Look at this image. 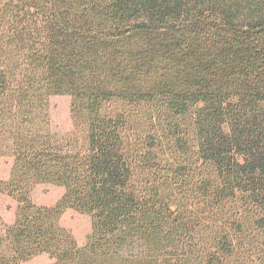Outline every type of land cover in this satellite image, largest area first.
<instances>
[{
	"label": "trees",
	"instance_id": "1",
	"mask_svg": "<svg viewBox=\"0 0 264 264\" xmlns=\"http://www.w3.org/2000/svg\"><path fill=\"white\" fill-rule=\"evenodd\" d=\"M0 145V264H264V0H0Z\"/></svg>",
	"mask_w": 264,
	"mask_h": 264
},
{
	"label": "rangeland",
	"instance_id": "2",
	"mask_svg": "<svg viewBox=\"0 0 264 264\" xmlns=\"http://www.w3.org/2000/svg\"><path fill=\"white\" fill-rule=\"evenodd\" d=\"M50 115L52 130L67 133L73 129L71 117V97L69 95H54L50 98ZM14 164L11 148L0 145V179L8 180ZM65 189L62 186L44 183L39 184L32 192V199L38 205L55 206L63 197ZM18 203L6 194L0 193V215L6 224H13L16 218ZM61 224L71 230L81 246L86 245L92 232V218L74 209H68L61 218ZM4 233H0V254L6 251L3 241ZM24 264H54L47 254L40 255Z\"/></svg>",
	"mask_w": 264,
	"mask_h": 264
}]
</instances>
